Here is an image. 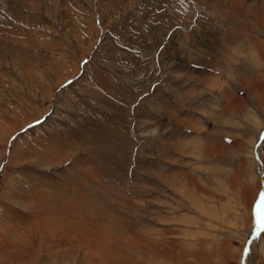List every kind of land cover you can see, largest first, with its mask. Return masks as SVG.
Masks as SVG:
<instances>
[{"label": "rangeland", "instance_id": "374dc122", "mask_svg": "<svg viewBox=\"0 0 264 264\" xmlns=\"http://www.w3.org/2000/svg\"><path fill=\"white\" fill-rule=\"evenodd\" d=\"M261 195L264 0H0V264H264Z\"/></svg>", "mask_w": 264, "mask_h": 264}, {"label": "snow or ice", "instance_id": "6c2138e0", "mask_svg": "<svg viewBox=\"0 0 264 264\" xmlns=\"http://www.w3.org/2000/svg\"><path fill=\"white\" fill-rule=\"evenodd\" d=\"M257 215L260 217L262 223L261 227L264 228V195H261L260 202L258 205Z\"/></svg>", "mask_w": 264, "mask_h": 264}, {"label": "bare ground", "instance_id": "6f19581e", "mask_svg": "<svg viewBox=\"0 0 264 264\" xmlns=\"http://www.w3.org/2000/svg\"><path fill=\"white\" fill-rule=\"evenodd\" d=\"M263 129V128H262ZM263 237V236H262ZM262 239V238H261Z\"/></svg>", "mask_w": 264, "mask_h": 264}, {"label": "water", "instance_id": "95a60500", "mask_svg": "<svg viewBox=\"0 0 264 264\" xmlns=\"http://www.w3.org/2000/svg\"><path fill=\"white\" fill-rule=\"evenodd\" d=\"M261 231V230H260ZM259 233V232H258Z\"/></svg>", "mask_w": 264, "mask_h": 264}]
</instances>
